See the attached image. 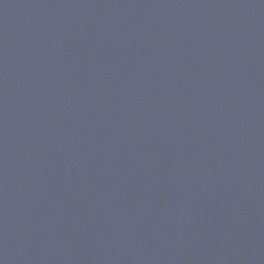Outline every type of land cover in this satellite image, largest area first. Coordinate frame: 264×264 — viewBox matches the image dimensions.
<instances>
[{
    "label": "water",
    "instance_id": "95a60500",
    "mask_svg": "<svg viewBox=\"0 0 264 264\" xmlns=\"http://www.w3.org/2000/svg\"><path fill=\"white\" fill-rule=\"evenodd\" d=\"M0 264H264V0H0Z\"/></svg>",
    "mask_w": 264,
    "mask_h": 264
}]
</instances>
